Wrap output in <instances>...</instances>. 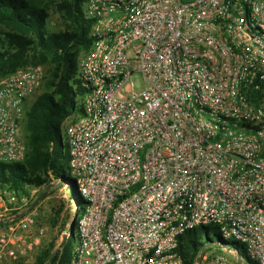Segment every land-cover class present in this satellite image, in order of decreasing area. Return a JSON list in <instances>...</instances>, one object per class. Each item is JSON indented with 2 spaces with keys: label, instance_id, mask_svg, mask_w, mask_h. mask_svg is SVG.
Returning <instances> with one entry per match:
<instances>
[{
  "label": "built area",
  "instance_id": "2783aa9c",
  "mask_svg": "<svg viewBox=\"0 0 264 264\" xmlns=\"http://www.w3.org/2000/svg\"><path fill=\"white\" fill-rule=\"evenodd\" d=\"M83 9L93 39L78 61L83 113L62 125L85 205L64 232L76 237L70 264H183L179 238L211 226L264 264V0ZM46 78L35 65L1 81L0 165L24 162L25 104ZM37 192L0 185V264H27L42 247ZM233 252L198 264H237Z\"/></svg>",
  "mask_w": 264,
  "mask_h": 264
},
{
  "label": "trees",
  "instance_id": "16d2710c",
  "mask_svg": "<svg viewBox=\"0 0 264 264\" xmlns=\"http://www.w3.org/2000/svg\"><path fill=\"white\" fill-rule=\"evenodd\" d=\"M50 1L54 0H0V77L29 66L49 67L43 93L25 114L26 158L23 163L0 165V185L25 195L30 189L46 190L56 182L68 180L72 210L76 209L74 216L79 220L85 205L75 192L74 180L66 177L69 152L62 125L73 114L83 113L80 98L84 90L78 79V61L92 47V22L85 19L84 0H55L64 29L52 31ZM71 239L73 244L68 250L62 247L57 251L54 245L42 250L35 264H70L76 237L71 235L67 242ZM223 247L237 250L248 264H258L247 257L238 243L211 236L209 227L183 234L177 252L183 264H196L203 251Z\"/></svg>",
  "mask_w": 264,
  "mask_h": 264
},
{
  "label": "rangeland",
  "instance_id": "374dc122",
  "mask_svg": "<svg viewBox=\"0 0 264 264\" xmlns=\"http://www.w3.org/2000/svg\"><path fill=\"white\" fill-rule=\"evenodd\" d=\"M55 1V0H54ZM54 1L49 2V28L52 31H62L64 29V20L61 17L59 11L57 10L56 4ZM56 2V1H55ZM30 67V66H29ZM47 71L49 67H45ZM6 78V77H5ZM4 78L0 77V83ZM134 83L140 87V89H144L145 82L142 76L138 75L133 78ZM44 91V87L42 86L37 92L32 94L26 101L25 104V114L32 106L34 101L41 95ZM74 118H78L79 115L73 114ZM23 137L26 141L25 131L23 130ZM66 177L68 179L72 178V173L69 168V163L65 165ZM70 181L64 180L60 182H56L53 184L51 189L48 192V197H45L41 200L38 204L34 207L36 220H37V227L45 229L46 236L43 241L42 247L38 250L36 256L27 264H35V260L37 255L47 248H50L51 245H54L55 249L58 251L60 246L64 241V232L66 231V227L68 224V218L70 217L69 214L72 210V202H71V188H70ZM40 191H45L44 189H38V192L34 195L33 201H35ZM32 192V189L29 190V193ZM33 207L31 209H33ZM77 231V229H76ZM209 234L211 236L218 235L220 236V232L216 229L215 226L209 227ZM69 238V237H68ZM68 241V239H67ZM64 244L63 248L68 250L72 244L73 239L69 240ZM231 241H233V237H231ZM211 252H221L224 253L227 257L231 260L236 258L232 249L227 248H214ZM256 262V261H254Z\"/></svg>",
  "mask_w": 264,
  "mask_h": 264
},
{
  "label": "water",
  "instance_id": "95a60500",
  "mask_svg": "<svg viewBox=\"0 0 264 264\" xmlns=\"http://www.w3.org/2000/svg\"><path fill=\"white\" fill-rule=\"evenodd\" d=\"M50 189H51L50 186L47 187V189H46L45 191H43V192L38 196V198L35 200L33 206H35V205L38 204L41 200H43V199L48 195V192H49ZM67 239H68V236H65V235H64V241H63L62 245L60 246L59 250L64 246V244L66 243ZM224 248H227V249H228V247H223V249H224ZM204 253H205V251H203V252L201 253V255L197 258L196 264H198V263L200 262V260H201L202 256L204 255ZM237 264H248V263H246V262L243 261V258H242L241 254H240L238 251H237Z\"/></svg>",
  "mask_w": 264,
  "mask_h": 264
}]
</instances>
